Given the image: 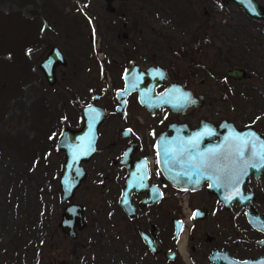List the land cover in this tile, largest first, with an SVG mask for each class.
<instances>
[{"label":"rangeland","instance_id":"obj_1","mask_svg":"<svg viewBox=\"0 0 264 264\" xmlns=\"http://www.w3.org/2000/svg\"><path fill=\"white\" fill-rule=\"evenodd\" d=\"M203 31L211 41L194 51ZM51 45L65 63L54 66L49 84L38 62ZM130 61L161 63L169 79L181 76L203 94L183 116L191 123L205 117L264 126V20L231 0H0V264L30 262V248L32 264L67 260L72 245L57 225L63 155L55 141L64 126L80 125V108L94 101L93 93L113 110L117 73ZM231 65L244 67L247 76H227ZM139 107L133 100L128 106L138 125ZM114 114L102 124H115ZM86 182L71 199L87 215L115 204L105 189ZM177 200L185 218V198ZM101 220L105 233L110 224Z\"/></svg>","mask_w":264,"mask_h":264},{"label":"flooded vegetation","instance_id":"obj_2","mask_svg":"<svg viewBox=\"0 0 264 264\" xmlns=\"http://www.w3.org/2000/svg\"><path fill=\"white\" fill-rule=\"evenodd\" d=\"M109 10L113 12V6H110ZM119 16H122V13H119ZM206 33L203 31L200 36L196 35L197 41L195 45H192L194 51L201 50L203 43L211 41V37ZM179 57L181 58L182 55ZM192 61L197 64L196 60ZM133 63L137 65L134 69L137 72L145 70L149 65H158L162 70L161 81L154 75H148L151 81L155 80L154 92L162 91L168 82H173L189 90L193 96L200 93L203 99V94L189 87L183 77L169 79L168 69L161 63L142 67L139 63L130 61L118 71L119 86L112 93L113 110L100 105L95 100L96 104L104 108V116L97 125L94 151L86 161H81L84 177L73 190L72 195L73 197L75 190L84 181L87 183L86 180H89L87 186L97 185L101 187V190L105 189L103 191L113 198L115 204L112 206L110 204L105 211V206H96V214L87 215V207L72 200V197L61 203L59 220L63 207L70 203L80 205L79 226L76 217H73L71 221L72 230L70 231L67 227L62 229L59 220L57 222L60 232L72 245L71 249L66 248L68 258L63 261L64 264H246L247 261L252 262L264 256V208L256 205L258 198L259 201H264V166H260L259 157L253 158L252 162L256 163L257 167L247 168L248 172L242 185L238 186L239 182L231 189V185L223 180L221 170H224L226 165L220 163L222 160L218 161L213 169L197 167L202 159L208 158V146L212 147L216 144L218 147L216 136L209 135V140H205L206 137H204L203 140L194 143L196 155L190 160V165L180 164L182 161L180 157L179 165L174 167L179 178L185 172L190 179L184 180V185L172 183L157 165L154 143L156 137L166 130L167 124L171 122H182L187 129H193L200 120L208 121L216 127L224 118L213 121L199 117L196 123H191L183 119V116L196 108L193 106H188L183 112H173L167 106H160L151 111L138 103L136 89L119 96L123 100V106L117 109L119 100L116 93L123 87L124 70ZM237 67L243 68L244 75L247 76L244 67ZM161 70L155 69L157 72ZM175 73H177L176 68ZM146 83L145 78L142 84ZM101 97L102 95L97 94L99 101ZM131 100L140 106L142 119L138 122L142 124H135L134 119L130 117L128 106ZM159 111L163 113L160 116H158ZM109 113H115L116 123L105 126L102 122ZM168 114L170 117L166 118ZM236 126L253 129L261 140L254 133L248 134L250 147L257 153L264 151L262 149L264 126L249 124ZM79 127L80 125L72 129ZM167 133H170V130H167ZM218 151L221 152V150ZM178 153L179 156L183 153L186 156V151L180 150ZM227 167L231 168L229 165ZM122 193L128 196L132 204L130 213H127L118 203ZM231 193L236 194L238 198L235 197L226 204L218 197L226 198ZM182 195L188 208L185 218L177 203V199ZM66 217L70 218V215ZM101 218L110 224L109 231L107 229L105 233L98 227L101 224ZM102 224H104L103 221ZM29 232H32V228ZM7 252L13 253L11 258H14L18 251L11 244ZM30 252V262L24 260L22 264L34 262L32 248Z\"/></svg>","mask_w":264,"mask_h":264},{"label":"water","instance_id":"obj_3","mask_svg":"<svg viewBox=\"0 0 264 264\" xmlns=\"http://www.w3.org/2000/svg\"><path fill=\"white\" fill-rule=\"evenodd\" d=\"M105 1L109 2L110 0ZM231 1L240 6L248 16L264 20V6L257 0ZM64 63L65 59L59 48L56 45H51L45 55L38 62V66L47 83L50 84L54 81V66L56 64ZM136 68L137 65L133 63L124 70L123 87L116 93V97L119 100V103L116 106L117 109H120L123 106V100L122 98L120 99L119 96L134 89L138 92V103L151 111L160 106H167L173 112H183L188 106L197 107L201 103L202 95L200 93L193 96L189 90L184 89L173 82H168L162 91L154 92L153 84L155 80L151 81L148 75H154L159 81H161L163 74L158 65H149L145 70H138V72L134 71ZM156 68L161 70V72L155 71ZM225 74L231 78H242L245 76L244 69L237 66L227 68ZM145 78L147 79V83L143 85L142 81ZM185 97H187V99H185ZM92 99L94 101L97 99L96 93L92 94ZM94 101L81 106L80 127L77 129H72L67 126L63 127L55 141L56 148L59 149L63 155L62 164L59 168L58 174V185L60 189L58 199L61 203L68 201L70 197H72L73 190L84 177V168L81 161H86L95 149L97 125L104 116V108L99 104H96ZM167 130H170V133H167ZM251 133H254L255 136H258V139L261 140V137L257 135L253 129L249 127H237L232 121L225 119H221L216 127L208 121L200 120L198 125L193 129H187L185 123L182 122H171L167 124L166 130H163L155 139L156 162L161 171L165 173L167 179L174 184L184 185V180H189L190 176L183 172L181 175L182 177L179 178L174 167L179 165L178 158L180 157L182 158L180 164L190 165V160L196 155L194 152L196 149L192 144L203 140L204 137H206L205 140H209V135H215V140L219 143L218 147H216V144L212 145V147L208 146L209 152L217 148V150H221L222 153H228L233 150L238 143L233 140V137L240 135L247 138V135ZM204 149L205 148L202 150ZM180 150L186 151V156L184 153L179 156L178 152ZM165 152H167V155H165ZM245 159H248V154H245ZM222 161L220 162L221 164L232 167L229 160ZM239 167L242 168L243 164L239 165ZM248 167L249 166L246 167V174L240 175V183L238 186L242 185L244 182ZM125 185H127V181H125ZM230 185L232 189L235 184ZM238 189L239 188L237 187V190ZM218 197L224 204L229 200H233L235 197L238 198L234 193H231L226 198L222 196ZM118 203L127 213L132 211V204L126 194H121ZM79 210L80 205L77 203H70L63 207V212L59 220V225L62 229L67 227L69 231L72 230L71 221L73 220V217H76L77 225H80ZM66 215H70V218H67ZM246 264H264V256L258 257L252 262L247 261Z\"/></svg>","mask_w":264,"mask_h":264},{"label":"snow or ice","instance_id":"obj_4","mask_svg":"<svg viewBox=\"0 0 264 264\" xmlns=\"http://www.w3.org/2000/svg\"><path fill=\"white\" fill-rule=\"evenodd\" d=\"M185 99H187V97H185ZM233 140L238 142L233 150L229 151L228 153H222L218 150H211L208 153V158L202 159L201 163L197 165V167L213 169L216 167L218 161L229 160L232 167L229 168L226 165L225 169L221 170L223 172V180L226 184H238L240 182V175L246 174L247 166L257 167V164L252 162L254 157L258 156L260 160V166H264V151H261L260 153L252 151V148L250 147V141L243 136L237 135L233 137ZM192 146L196 147L195 144ZM262 149H264V143H262ZM246 152L248 153L247 160L245 159ZM165 155H167V152H165ZM241 164L245 165V167L239 168V165Z\"/></svg>","mask_w":264,"mask_h":264}]
</instances>
